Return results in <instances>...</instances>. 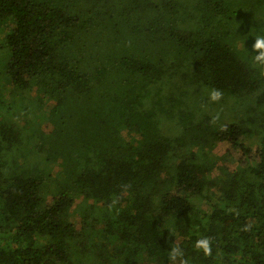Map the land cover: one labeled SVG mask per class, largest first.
I'll return each instance as SVG.
<instances>
[{
    "label": "trees",
    "instance_id": "trees-1",
    "mask_svg": "<svg viewBox=\"0 0 264 264\" xmlns=\"http://www.w3.org/2000/svg\"><path fill=\"white\" fill-rule=\"evenodd\" d=\"M5 19L0 264H264V0H0Z\"/></svg>",
    "mask_w": 264,
    "mask_h": 264
},
{
    "label": "rangeland",
    "instance_id": "rangeland-1",
    "mask_svg": "<svg viewBox=\"0 0 264 264\" xmlns=\"http://www.w3.org/2000/svg\"><path fill=\"white\" fill-rule=\"evenodd\" d=\"M246 20L247 22H249L251 18L247 17ZM8 25H9L8 20L6 19L3 20L0 24V45L2 44L1 34H3V32L7 30ZM2 57H4V51L0 50V67H1ZM38 76H39L38 71L32 74V80L35 83L33 91H32V95H35L40 99L37 103L34 104V109L36 111H40L44 105L54 104L55 102L54 97L56 95L55 93H52L50 90L39 92L38 88H40L41 86V80L38 78ZM1 84L2 83L0 82V85ZM252 117H253V108L252 106L249 105L245 107L244 112L241 116H235V115L225 116L224 118L220 120V124L234 123V124H237L241 128L247 129L248 123L250 122ZM208 135H209L208 132L205 130L199 132L197 136V142L200 143L208 139ZM207 145L213 148V153L218 157H221L225 152L227 153L229 152L230 157L228 161H226V165L228 167L235 166L236 163L239 161L240 154H238L232 147L226 144H223V143H215L212 140H208ZM208 168H209V165L207 163H200L197 169L192 172L194 181L199 182L202 176L204 175V172L207 171Z\"/></svg>",
    "mask_w": 264,
    "mask_h": 264
},
{
    "label": "clouds",
    "instance_id": "clouds-1",
    "mask_svg": "<svg viewBox=\"0 0 264 264\" xmlns=\"http://www.w3.org/2000/svg\"><path fill=\"white\" fill-rule=\"evenodd\" d=\"M253 52H258L259 55L254 57V60L261 65H264V37H257L253 46ZM223 93L218 89H213L210 93V100L213 102L219 101L222 98ZM219 118V116L213 119V123ZM210 239L204 238L197 241L195 247L197 249H202L205 256L211 255ZM183 253L178 248H173L170 253V260L175 261L178 256H182ZM180 264H188L187 260H181Z\"/></svg>",
    "mask_w": 264,
    "mask_h": 264
}]
</instances>
